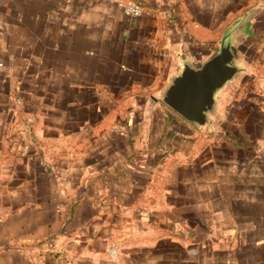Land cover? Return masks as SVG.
<instances>
[{
	"label": "crops",
	"instance_id": "0c3cea01",
	"mask_svg": "<svg viewBox=\"0 0 264 264\" xmlns=\"http://www.w3.org/2000/svg\"><path fill=\"white\" fill-rule=\"evenodd\" d=\"M0 0V264H264V0ZM232 35L203 127L159 96Z\"/></svg>",
	"mask_w": 264,
	"mask_h": 264
},
{
	"label": "water",
	"instance_id": "95a60500",
	"mask_svg": "<svg viewBox=\"0 0 264 264\" xmlns=\"http://www.w3.org/2000/svg\"><path fill=\"white\" fill-rule=\"evenodd\" d=\"M247 19L226 28L203 61L194 63L182 58L180 69L161 90L160 100L186 121L199 127L207 125L215 111L218 93L239 71L232 35Z\"/></svg>",
	"mask_w": 264,
	"mask_h": 264
},
{
	"label": "built area",
	"instance_id": "2783aa9c",
	"mask_svg": "<svg viewBox=\"0 0 264 264\" xmlns=\"http://www.w3.org/2000/svg\"><path fill=\"white\" fill-rule=\"evenodd\" d=\"M116 3L122 12L127 16H137L141 13V6L136 1L118 0Z\"/></svg>",
	"mask_w": 264,
	"mask_h": 264
}]
</instances>
